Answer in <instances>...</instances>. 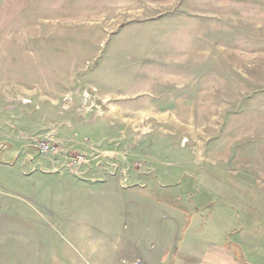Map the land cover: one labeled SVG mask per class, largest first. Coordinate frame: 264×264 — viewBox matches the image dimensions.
Instances as JSON below:
<instances>
[{"label": "rangeland", "instance_id": "1", "mask_svg": "<svg viewBox=\"0 0 264 264\" xmlns=\"http://www.w3.org/2000/svg\"><path fill=\"white\" fill-rule=\"evenodd\" d=\"M0 129V264L196 260L225 239L249 261L264 0H0ZM25 135L57 150L25 161Z\"/></svg>", "mask_w": 264, "mask_h": 264}, {"label": "crops", "instance_id": "2", "mask_svg": "<svg viewBox=\"0 0 264 264\" xmlns=\"http://www.w3.org/2000/svg\"><path fill=\"white\" fill-rule=\"evenodd\" d=\"M62 129L60 130L61 134H59V136H57L55 139L57 141H60L61 147L64 148ZM8 134L9 133L3 132V130L0 129V136L1 135L8 136ZM22 138H24V142H23L24 150H27V149L29 150L27 152V158L25 159V161H32L34 160V158H36V156H39L41 154V151L39 149L37 150L34 147L35 144L31 142V140L29 141V139L31 138L30 135L22 136ZM2 151L3 152L5 151L4 154L11 156V157H14V154H17V151L13 148L11 144L8 146L2 145ZM38 166H41V164L39 163ZM122 183H126V182H120L119 187L122 193L130 192L131 188L138 186L136 185V183H134L135 185H131V186L129 185L122 186ZM146 187H148V185L143 183L141 188L144 189ZM168 203L171 204L172 206L174 205V203L171 202V200H168ZM256 225H257V228H256ZM253 233L257 235V237H254L255 241L253 243V246H255V248H252L253 254L251 256L252 257L251 259L250 257L248 258L249 261L242 258V253L237 252L238 248L240 249L239 246L240 245L244 246V244H238L239 242L238 243L228 242V240L225 239L222 243H215V242L209 243L208 242L207 244L208 246H204L201 248L204 251L200 254V256L197 257L196 260L194 259L183 260L181 258L179 259V256H180L179 254H178V258H175V260L174 258L170 259V257L167 258V257H164L163 255V257H161V263H158V264H264V228L260 225L259 220L258 222L255 223ZM166 235H167V238L165 240L164 238L161 239L164 242L163 243L164 254L169 251L170 245L172 244L174 240V231L171 230L169 232H166ZM175 242L177 243L178 241L176 240ZM176 250H179V248H176ZM179 253H180V250H179ZM190 255L192 258L193 254H189V256Z\"/></svg>", "mask_w": 264, "mask_h": 264}, {"label": "built area", "instance_id": "3", "mask_svg": "<svg viewBox=\"0 0 264 264\" xmlns=\"http://www.w3.org/2000/svg\"><path fill=\"white\" fill-rule=\"evenodd\" d=\"M37 147L41 152H52L57 150V146L52 141H41L37 144Z\"/></svg>", "mask_w": 264, "mask_h": 264}]
</instances>
